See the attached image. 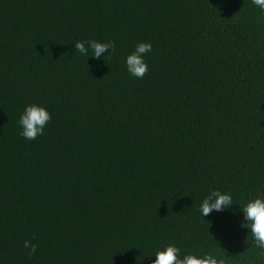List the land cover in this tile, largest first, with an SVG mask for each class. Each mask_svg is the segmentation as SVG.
Here are the masks:
<instances>
[{
	"label": "trees",
	"instance_id": "obj_1",
	"mask_svg": "<svg viewBox=\"0 0 264 264\" xmlns=\"http://www.w3.org/2000/svg\"><path fill=\"white\" fill-rule=\"evenodd\" d=\"M88 39L116 50L74 51ZM141 40L153 51L138 80L124 58ZM29 103L52 114L32 141L17 123ZM216 188L264 195V12L251 0H0V264H152L173 242L264 264L242 214L201 216Z\"/></svg>",
	"mask_w": 264,
	"mask_h": 264
},
{
	"label": "clouds",
	"instance_id": "obj_2",
	"mask_svg": "<svg viewBox=\"0 0 264 264\" xmlns=\"http://www.w3.org/2000/svg\"><path fill=\"white\" fill-rule=\"evenodd\" d=\"M252 4L264 12V0H251ZM74 51L80 55L95 59H103L110 56L116 50L115 41H101L97 39L77 40L73 44ZM111 49V52L108 50ZM153 51L150 41H139L133 50L125 55L124 62L129 76L136 79H143L149 73L150 68L146 57ZM108 52V55H104ZM105 61V60H104ZM52 120V114L46 106L38 103L26 104L17 121L19 135L25 140H37L45 134V129ZM239 205V209L233 206ZM198 211L203 218L213 212L230 211L232 215L242 214L243 220L240 227L247 230L253 242L254 249L258 250V258H264V195L253 197L246 202H234L233 194L230 191H222L219 188L212 189L203 198ZM36 239L35 236L33 240ZM24 247L29 249L31 259L37 252L38 244L32 240H25ZM152 264H230L229 258L218 250L208 251L203 254L196 252H185L182 254L181 247L175 242L163 245L155 250ZM249 264H255L250 260Z\"/></svg>",
	"mask_w": 264,
	"mask_h": 264
}]
</instances>
